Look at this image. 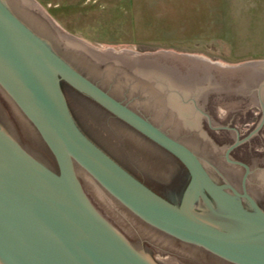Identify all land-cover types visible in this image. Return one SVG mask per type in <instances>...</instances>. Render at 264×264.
Segmentation results:
<instances>
[{
	"label": "water",
	"instance_id": "95a60500",
	"mask_svg": "<svg viewBox=\"0 0 264 264\" xmlns=\"http://www.w3.org/2000/svg\"><path fill=\"white\" fill-rule=\"evenodd\" d=\"M59 40L18 0H0V87L36 129L54 161L51 166L24 146L10 123L0 124V264H161L141 242L133 245L104 216L81 179L120 227L118 214L107 208V202H115L103 190L172 237L232 264H264V210L257 202L250 199L251 211L240 198L237 201L226 193L189 147L84 75L70 51L97 62H119L125 56L148 59L150 54L74 48ZM257 63L264 65L260 61L239 67L218 65L240 72ZM63 83L92 98L188 167L192 179L181 206L156 194L86 136L71 113ZM261 103L263 117L254 133L264 124ZM206 192L222 213L214 209ZM200 198L212 208L211 215L194 210ZM139 232L153 246L162 241L164 249L173 247L148 227L142 226Z\"/></svg>",
	"mask_w": 264,
	"mask_h": 264
},
{
	"label": "flooded vegetation",
	"instance_id": "af4514ba",
	"mask_svg": "<svg viewBox=\"0 0 264 264\" xmlns=\"http://www.w3.org/2000/svg\"><path fill=\"white\" fill-rule=\"evenodd\" d=\"M48 24L53 30L54 26ZM56 38L60 39L57 34ZM70 54L76 57L80 66L74 64L84 75L189 147L226 193L237 201L240 198L248 210H253L250 199L264 210V183L258 177L264 172V124L254 133L262 118L237 117L236 112L223 114L221 111L236 103H241L243 108L250 106L248 94L236 91L240 86L247 87L244 83L240 85L238 74L206 58L154 53L145 59L154 67V73L143 76L131 63L97 62L73 51ZM63 91L75 121L87 137L156 194L181 206L192 176L178 157L67 83H63ZM238 98L243 100L238 102ZM180 109L188 119L180 117ZM4 119L12 120L24 140L53 158L36 129L0 87V124L3 126ZM193 119L198 122L197 126L191 125ZM81 181L104 216L133 245L138 247L135 241L141 242L161 264H232L150 226L103 190L115 202L114 205L107 202V208L118 214L125 230L113 221ZM206 195L214 209L222 213L216 200L208 192ZM211 209L203 198L194 205V210L203 216L211 215ZM142 226L162 237L166 246L173 247L164 249L160 246L162 241L151 245L139 232Z\"/></svg>",
	"mask_w": 264,
	"mask_h": 264
},
{
	"label": "rangeland",
	"instance_id": "374dc122",
	"mask_svg": "<svg viewBox=\"0 0 264 264\" xmlns=\"http://www.w3.org/2000/svg\"><path fill=\"white\" fill-rule=\"evenodd\" d=\"M18 1L48 27L50 22L59 41L74 48L198 56L230 67L264 62V28L253 27V22L247 19V6L239 0ZM235 73L241 77L240 85H247L236 91L248 94L250 106L243 108L236 103L223 107L222 113L230 111L236 112L237 117L262 118L264 65L250 64ZM242 100L238 98V102ZM4 120L14 127L24 146L54 166L45 151L23 139L12 120ZM192 122V126H197V121ZM125 132L133 137L129 130ZM258 177L264 183V172Z\"/></svg>",
	"mask_w": 264,
	"mask_h": 264
},
{
	"label": "crops",
	"instance_id": "0c3cea01",
	"mask_svg": "<svg viewBox=\"0 0 264 264\" xmlns=\"http://www.w3.org/2000/svg\"><path fill=\"white\" fill-rule=\"evenodd\" d=\"M239 3L247 6V19L253 22V27L264 28V0H239Z\"/></svg>",
	"mask_w": 264,
	"mask_h": 264
},
{
	"label": "bare ground",
	"instance_id": "6f19581e",
	"mask_svg": "<svg viewBox=\"0 0 264 264\" xmlns=\"http://www.w3.org/2000/svg\"><path fill=\"white\" fill-rule=\"evenodd\" d=\"M92 56L99 58V60H101V59L107 60L106 58L99 57V56H96V55H92ZM119 62L131 63L133 65L135 71L138 74H141L143 76H149L152 73H154V67L149 66L148 65V61H146L145 59H141L139 57L125 56L124 58L120 59ZM183 113H184V111H182L180 109V112H179L180 117H187Z\"/></svg>",
	"mask_w": 264,
	"mask_h": 264
}]
</instances>
